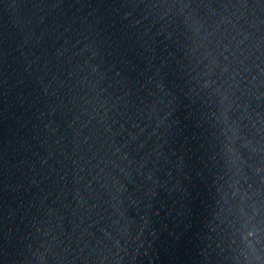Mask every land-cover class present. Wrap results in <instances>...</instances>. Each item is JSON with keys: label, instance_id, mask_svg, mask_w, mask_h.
Here are the masks:
<instances>
[{"label": "water", "instance_id": "obj_1", "mask_svg": "<svg viewBox=\"0 0 264 264\" xmlns=\"http://www.w3.org/2000/svg\"><path fill=\"white\" fill-rule=\"evenodd\" d=\"M0 264H264V0H0Z\"/></svg>", "mask_w": 264, "mask_h": 264}]
</instances>
